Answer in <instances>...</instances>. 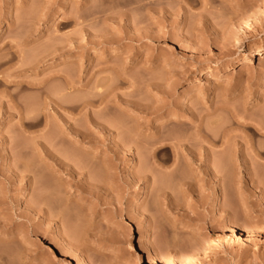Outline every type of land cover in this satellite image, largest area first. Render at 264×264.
<instances>
[{
    "label": "rangeland",
    "instance_id": "374dc122",
    "mask_svg": "<svg viewBox=\"0 0 264 264\" xmlns=\"http://www.w3.org/2000/svg\"><path fill=\"white\" fill-rule=\"evenodd\" d=\"M262 49L264 0H0V264H264Z\"/></svg>",
    "mask_w": 264,
    "mask_h": 264
},
{
    "label": "bare ground",
    "instance_id": "6f19581e",
    "mask_svg": "<svg viewBox=\"0 0 264 264\" xmlns=\"http://www.w3.org/2000/svg\"><path fill=\"white\" fill-rule=\"evenodd\" d=\"M257 59H260V60L264 61V49H262V50H253L250 53L244 54V59L241 60V62H251V61L257 60ZM239 62H240V60H235L234 61V66L238 65ZM245 128H248L249 130H251L249 127H245ZM209 140H210L209 143L211 144V148H209V149L204 148V150L207 149L206 150L207 152L209 150V154L211 155L210 157H211L212 161L214 162V171H213L212 175H213V177H215V176L218 177L220 175V171H221V169H220V161H221V158L223 156V153L219 152L217 150H214L215 149V146H214L215 140H213L212 137H210ZM179 145H180L181 150L183 152L187 153L188 155L193 153L190 150V147H189L190 145L189 144L186 145L185 143H183V144H179ZM164 148H169V145L168 146L166 145V147H164ZM172 148H174V147H172ZM214 200H215L214 203L216 204V206L220 205L219 193L218 192H216ZM248 237L251 238V236H249V234H248ZM150 255H152V254H150ZM153 255H155V254H153ZM153 255H152V257H154Z\"/></svg>",
    "mask_w": 264,
    "mask_h": 264
}]
</instances>
